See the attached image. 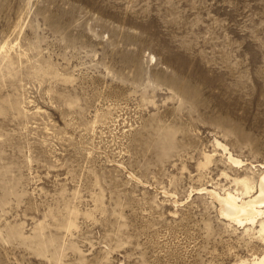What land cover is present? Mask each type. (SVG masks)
I'll list each match as a JSON object with an SVG mask.
<instances>
[{"label":"rangeland","instance_id":"374dc122","mask_svg":"<svg viewBox=\"0 0 264 264\" xmlns=\"http://www.w3.org/2000/svg\"><path fill=\"white\" fill-rule=\"evenodd\" d=\"M262 165L264 0H0V264H252Z\"/></svg>","mask_w":264,"mask_h":264},{"label":"bare ground","instance_id":"6f19581e","mask_svg":"<svg viewBox=\"0 0 264 264\" xmlns=\"http://www.w3.org/2000/svg\"><path fill=\"white\" fill-rule=\"evenodd\" d=\"M229 159L234 165L243 163L231 154ZM262 167L263 171L257 182L241 181L244 186L242 196L230 190H225L224 194L216 191L209 192L221 204L220 211L228 221L250 225L253 230L256 224V227H259L258 232L264 235V166ZM251 261L252 264H264V255L254 256Z\"/></svg>","mask_w":264,"mask_h":264}]
</instances>
